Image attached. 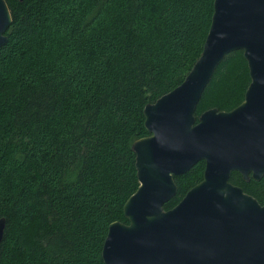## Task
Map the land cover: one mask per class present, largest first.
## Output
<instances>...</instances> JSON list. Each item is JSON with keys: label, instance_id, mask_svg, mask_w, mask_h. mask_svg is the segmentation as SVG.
Listing matches in <instances>:
<instances>
[{"label": "trees", "instance_id": "trees-1", "mask_svg": "<svg viewBox=\"0 0 264 264\" xmlns=\"http://www.w3.org/2000/svg\"><path fill=\"white\" fill-rule=\"evenodd\" d=\"M0 48V264H104L111 223L139 186L143 110L200 57L214 0H5ZM242 51L217 67L195 110L230 111L249 84ZM174 177L168 210L202 180ZM229 182L264 205V175Z\"/></svg>", "mask_w": 264, "mask_h": 264}, {"label": "water", "instance_id": "water-1", "mask_svg": "<svg viewBox=\"0 0 264 264\" xmlns=\"http://www.w3.org/2000/svg\"><path fill=\"white\" fill-rule=\"evenodd\" d=\"M0 0V48L11 24ZM242 51L250 82L230 111L194 113L225 57ZM146 137L135 140L139 186L123 205L127 223L113 222L104 264H264V205L232 185L264 175V0H214L200 57L183 82L147 104ZM204 161L202 180L173 208L174 177ZM6 220L0 218V246Z\"/></svg>", "mask_w": 264, "mask_h": 264}, {"label": "rangeland", "instance_id": "rangeland-1", "mask_svg": "<svg viewBox=\"0 0 264 264\" xmlns=\"http://www.w3.org/2000/svg\"><path fill=\"white\" fill-rule=\"evenodd\" d=\"M248 68V67H247ZM250 79V78H249ZM250 82V81H249ZM247 89V88H246Z\"/></svg>", "mask_w": 264, "mask_h": 264}]
</instances>
